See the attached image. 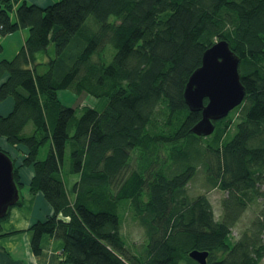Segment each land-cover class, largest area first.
Here are the masks:
<instances>
[{"label":"trees","instance_id":"trees-1","mask_svg":"<svg viewBox=\"0 0 264 264\" xmlns=\"http://www.w3.org/2000/svg\"><path fill=\"white\" fill-rule=\"evenodd\" d=\"M19 30L23 45L0 59V103H13L0 115V151L19 190L20 170L30 169L29 193L52 210L30 228L34 254L47 235L68 264H196L192 251L207 252L206 264H260L264 204L231 234L264 198V0H0V54L1 39ZM221 41L239 58L245 96L197 136L201 113L183 91ZM67 90L106 102L73 107L59 98ZM199 168L226 193L217 219L205 195L187 194ZM126 211L144 231L141 246L125 235Z\"/></svg>","mask_w":264,"mask_h":264},{"label":"water","instance_id":"water-1","mask_svg":"<svg viewBox=\"0 0 264 264\" xmlns=\"http://www.w3.org/2000/svg\"><path fill=\"white\" fill-rule=\"evenodd\" d=\"M239 58L225 41L214 44L203 53L201 65L189 77L183 99L192 112L201 118L191 131L197 136H209L214 122L225 118L239 106L245 96L240 82ZM12 159L0 151V219L5 218L20 200V190L14 180ZM207 252L192 251L189 257L196 264H206Z\"/></svg>","mask_w":264,"mask_h":264},{"label":"crops","instance_id":"crops-1","mask_svg":"<svg viewBox=\"0 0 264 264\" xmlns=\"http://www.w3.org/2000/svg\"><path fill=\"white\" fill-rule=\"evenodd\" d=\"M25 2L28 3V0ZM53 2L56 0H31V3L28 4L46 6ZM26 36L27 30H19L3 37L1 39L3 52L0 54V59L12 58L23 45ZM12 107L11 99L0 103V115L8 114ZM25 170H20L21 183L23 184L21 189L27 188L32 177V174L28 176ZM72 177L74 179H71V176L66 179L70 190L76 182V176ZM51 214L52 210L42 195L39 193L30 194L27 188V192L22 194L21 205L13 207L8 217L0 225V264H68L62 254L63 243L60 240L43 235L40 240V253L34 254L32 250L31 226L38 221H44Z\"/></svg>","mask_w":264,"mask_h":264},{"label":"rangeland","instance_id":"rangeland-1","mask_svg":"<svg viewBox=\"0 0 264 264\" xmlns=\"http://www.w3.org/2000/svg\"><path fill=\"white\" fill-rule=\"evenodd\" d=\"M28 3H31V0H28ZM34 5H36V4H34ZM53 51H54L53 45L50 44L49 53L51 56H53ZM106 55L109 56L108 53ZM95 60H97V59L95 58ZM59 98H60L61 102H63L64 104H68V105L73 106V107L80 104V106L90 105V106H94L95 108L97 107L98 109H100L101 107L104 106V104L106 102L105 100H99V101H96L95 104H93V100L90 97H87V98H85V100L83 99V101H82L80 96L75 95L73 93V91H71V90L59 92ZM30 127L31 126H28L26 128V130H25L26 133H28ZM1 146L4 147V149H6L9 152L11 157L16 162L19 163V161H22L21 157L23 156V154L19 153L18 149H14V148L9 149L4 143H1ZM47 150H48V147L44 146L41 149L38 158L43 159L47 153ZM25 171L27 172L28 176H30L32 174V171L30 169H26ZM71 179H74V177L71 176ZM260 189H261V191H264V184L262 185V187ZM20 191H21V194H24L27 192V188H22V189H20ZM187 194L191 198L198 196V195H205L207 197V199L209 200L211 206H212L215 219L220 217V215H221V205L220 204H221V201L226 197V193L223 192L222 190H220L219 188H213L212 189L208 185V183L206 181V175L204 174V172L201 168L198 169L196 176L191 181V183L188 184ZM263 204H264V198L258 199L255 203H253V205L251 207H249L248 211L240 219V222H238L236 227L232 230V234H231L232 240L239 238L238 236L241 234V232L243 230H245L247 227H249V224L251 223L253 218L256 216L257 212L260 210V208ZM123 223H124L123 229H124L125 235L128 238L129 243L132 246L136 245L137 247L143 245L144 238H145L144 231L141 229V227L139 226V224L137 222L133 221L129 211L125 212ZM263 241H264V239H263ZM130 250H131V248H130ZM260 264H264V258L260 262Z\"/></svg>","mask_w":264,"mask_h":264}]
</instances>
